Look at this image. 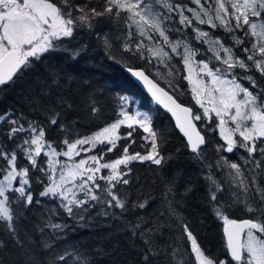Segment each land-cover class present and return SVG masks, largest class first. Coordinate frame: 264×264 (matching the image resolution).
I'll list each match as a JSON object with an SVG mask.
<instances>
[{
    "label": "snow or ice",
    "instance_id": "obj_1",
    "mask_svg": "<svg viewBox=\"0 0 264 264\" xmlns=\"http://www.w3.org/2000/svg\"><path fill=\"white\" fill-rule=\"evenodd\" d=\"M105 21L115 36H99ZM84 31L143 93L118 92L91 132L78 113L99 118L103 92L73 74L88 46L64 47ZM58 48L71 64L0 111V264H96L103 250L62 246L58 219L86 223L90 209L120 221L136 264H264V0H0V93ZM161 109L197 166L201 203L223 222V258L184 215L191 179L165 170ZM136 164L155 166L147 191Z\"/></svg>",
    "mask_w": 264,
    "mask_h": 264
},
{
    "label": "trees",
    "instance_id": "obj_2",
    "mask_svg": "<svg viewBox=\"0 0 264 264\" xmlns=\"http://www.w3.org/2000/svg\"><path fill=\"white\" fill-rule=\"evenodd\" d=\"M117 31V25L114 21H105L98 24L99 36L105 34L115 36ZM99 36L84 31L73 42L64 45V47H73L83 43L88 46L89 51L87 54L74 65L73 74L78 80L87 81L93 86V89L103 92L101 103L106 108L99 118L87 117L84 110L78 113L79 116L85 117L81 122L82 128L80 129L83 132L97 130L111 117V107L116 104L118 92L125 91L136 96L137 99H143L142 91L123 72L121 64L106 58L104 50L100 46ZM114 51L119 60L120 52L118 50ZM69 64L71 62L68 61L66 53L61 49L58 48L55 52L49 54L43 64L37 65L34 71H30L25 75L20 81V85L14 90L0 93V111L9 107L19 108L18 99L28 87L34 86L38 76L43 75L44 71L49 68H66ZM181 84L186 85V82L181 81ZM182 98L186 103L191 102L190 95ZM156 122L166 138L165 146L170 153L174 154V158L165 170L177 175L178 183L182 184L185 179H191L192 186L195 189L188 196L187 211L184 215L192 222L204 246L210 249L213 254L223 258L225 252L222 234L223 222L216 219L199 199L203 195V189L198 179L197 166L188 158V153L183 148L184 141L174 130L168 117L160 111V114L156 117ZM212 135H209L210 139ZM177 149H179V152H177ZM154 169L155 166L151 165H134V179L143 184L146 191L150 189L155 178ZM132 187L133 194H135V184ZM152 194L154 196L158 195L155 191ZM90 211L91 215L87 218L86 223L73 220L66 215L58 218L61 223L68 225L67 235L61 237L62 246L87 245L88 247L102 249L103 254L95 257L96 264H136L135 251L131 247L130 239L124 234L120 221L98 214L99 209H90ZM237 215H240V213H237Z\"/></svg>",
    "mask_w": 264,
    "mask_h": 264
},
{
    "label": "water",
    "instance_id": "obj_3",
    "mask_svg": "<svg viewBox=\"0 0 264 264\" xmlns=\"http://www.w3.org/2000/svg\"><path fill=\"white\" fill-rule=\"evenodd\" d=\"M123 72L128 76V74L124 71V69H123ZM129 77V76H128ZM129 79L132 81V79L129 77ZM134 82V81H133ZM135 83V82H134ZM141 91H142V89L140 88V86L138 85V84H135ZM162 113H164L167 117H168V119L171 121V123H172V126H173V128H174V118H172L171 117V115L169 114V113H167V112H165V111H163L162 109L160 110ZM174 130H175V128H174ZM176 131V130H175ZM177 132V131H176ZM178 133V132H177ZM179 134V133H178ZM222 234H223V227H222ZM223 237H224V234H223Z\"/></svg>",
    "mask_w": 264,
    "mask_h": 264
},
{
    "label": "rangeland",
    "instance_id": "obj_4",
    "mask_svg": "<svg viewBox=\"0 0 264 264\" xmlns=\"http://www.w3.org/2000/svg\"><path fill=\"white\" fill-rule=\"evenodd\" d=\"M73 41H74V40H73ZM73 41H72V42H73ZM65 44H66V45H68V44H69V42H66Z\"/></svg>",
    "mask_w": 264,
    "mask_h": 264
}]
</instances>
